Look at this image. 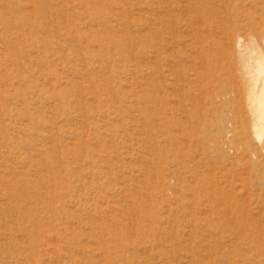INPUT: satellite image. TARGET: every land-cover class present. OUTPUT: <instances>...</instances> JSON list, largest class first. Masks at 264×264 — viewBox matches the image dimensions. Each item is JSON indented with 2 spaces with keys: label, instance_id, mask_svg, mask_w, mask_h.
<instances>
[{
  "label": "rangeland",
  "instance_id": "374dc122",
  "mask_svg": "<svg viewBox=\"0 0 264 264\" xmlns=\"http://www.w3.org/2000/svg\"><path fill=\"white\" fill-rule=\"evenodd\" d=\"M251 26L264 0H0V264H264Z\"/></svg>",
  "mask_w": 264,
  "mask_h": 264
},
{
  "label": "bare ground",
  "instance_id": "6f19581e",
  "mask_svg": "<svg viewBox=\"0 0 264 264\" xmlns=\"http://www.w3.org/2000/svg\"><path fill=\"white\" fill-rule=\"evenodd\" d=\"M228 40L224 49L237 58L235 76L244 87L252 115L250 131L260 141L264 139V26H251L246 33L231 31Z\"/></svg>",
  "mask_w": 264,
  "mask_h": 264
}]
</instances>
